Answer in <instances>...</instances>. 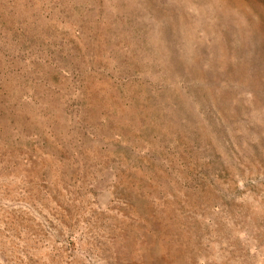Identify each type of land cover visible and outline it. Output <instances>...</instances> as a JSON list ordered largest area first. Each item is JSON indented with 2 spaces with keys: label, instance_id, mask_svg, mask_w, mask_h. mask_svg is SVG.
Returning a JSON list of instances; mask_svg holds the SVG:
<instances>
[{
  "label": "rangeland",
  "instance_id": "rangeland-1",
  "mask_svg": "<svg viewBox=\"0 0 264 264\" xmlns=\"http://www.w3.org/2000/svg\"><path fill=\"white\" fill-rule=\"evenodd\" d=\"M0 264H264V0H0Z\"/></svg>",
  "mask_w": 264,
  "mask_h": 264
}]
</instances>
